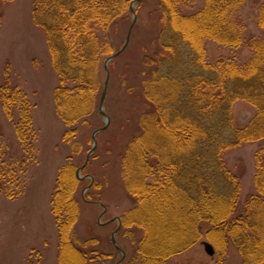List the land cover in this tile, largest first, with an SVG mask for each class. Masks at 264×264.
Returning a JSON list of instances; mask_svg holds the SVG:
<instances>
[{"label": "trees", "instance_id": "16d2710c", "mask_svg": "<svg viewBox=\"0 0 264 264\" xmlns=\"http://www.w3.org/2000/svg\"><path fill=\"white\" fill-rule=\"evenodd\" d=\"M195 1L158 0L159 50L142 81L147 107L121 154V176L135 203L119 217L120 226L135 243L130 264H169L203 236L216 249L213 264H226L222 256L228 244L236 248L241 264H264V145L254 155V192L242 203L238 176L223 158L231 147L264 140V0L256 20L263 33L247 37L238 15L246 0H203L192 14L180 11ZM128 3L34 0L32 19L45 32L57 76L53 100L67 126L65 141L96 108L100 59L113 50L106 33L127 12ZM207 39L233 49L247 47L251 56L244 63L234 58L207 63ZM0 100L8 118L17 111L15 133L29 143L35 131L27 95L7 79ZM237 100L255 109L242 126L233 123ZM77 149L74 142L73 152ZM75 168L67 162L59 169L50 198L58 234L56 264H97L96 254L75 245L70 236L78 213ZM14 174L0 159V194L13 196Z\"/></svg>", "mask_w": 264, "mask_h": 264}, {"label": "rangeland", "instance_id": "374dc122", "mask_svg": "<svg viewBox=\"0 0 264 264\" xmlns=\"http://www.w3.org/2000/svg\"><path fill=\"white\" fill-rule=\"evenodd\" d=\"M133 2V3H132ZM261 0H246L238 11L245 26L244 35L261 36L256 26ZM133 5L135 22L124 49L107 63V87L103 101L108 116L107 126L96 133V146L85 166L79 171L76 190L77 220L70 236L73 243L85 247L97 264H130L136 256L132 234L118 227L116 220L135 203L124 186L121 154L131 136L139 130L140 114L146 109L142 97V81L152 66L149 59L158 52V0H129L127 12L118 19L106 36L117 51L124 43L132 22L129 9ZM34 0H0V87L8 79L11 86L24 92L31 103V117L35 137L22 143L15 133L13 118L7 117L0 100V159L5 169H13L11 193L0 194V264H56L58 234L51 213L50 198L59 169L72 162L76 170L89 152L92 132L105 120L98 104L106 78L103 55L98 66L100 92L95 110L79 120L63 139L67 126L57 116L53 89L57 76L51 65L43 28L32 19ZM203 6V0L181 5L180 11L192 14ZM99 35H103L99 31ZM205 59L213 64L220 58H234L246 62L251 52L247 47L233 49L207 39L203 43ZM255 114L249 103L237 100L232 105L233 123L242 126ZM78 149L73 152V143ZM263 141L245 142L223 152V158L240 182V203L254 192L255 152ZM90 193V197H87ZM103 207L105 212H103ZM207 225L203 229H206ZM117 229V230H116ZM116 249L111 240L113 231ZM203 236L192 247L172 256L169 264H213L217 258L204 251ZM212 245V244H211ZM226 264H241V256L228 244L222 256Z\"/></svg>", "mask_w": 264, "mask_h": 264}, {"label": "water", "instance_id": "95a60500", "mask_svg": "<svg viewBox=\"0 0 264 264\" xmlns=\"http://www.w3.org/2000/svg\"><path fill=\"white\" fill-rule=\"evenodd\" d=\"M135 1H139V0H135ZM129 9H130V11L132 13V22H131L130 27H129L128 31H127V34H126L124 43L121 46V48H119L117 51H115V52L111 53L110 55H108L105 58V61H104V69H105L106 78H105V81L103 83L102 92L100 94L99 104H98V110H99V113L101 115H103L104 120H105V124L103 126L97 128V129H95L92 132V135H91L92 145H91V148H90L89 152L86 155V158H85L84 163L80 167H78L77 170H76L77 177H80L79 176V171L85 166V164L87 162V159H88L90 153L94 150V148L96 146V133L99 132L100 130L104 129L107 126V124H108V116L104 112V109H103V101H104V98H105V92H106V87H107V78H108L107 63L109 62V60H111L112 58H114L115 56H117L124 49V47L126 46L128 40H129L131 28H132V26H133V24L135 22V11H134V8H133V5L132 4H130ZM104 212H105V208L103 207V212L102 213H104ZM113 220H116L118 222V227L117 228H119V226H120V218L117 217V216H115V217L111 218L109 221H113ZM116 230H114L113 233L111 234V240H112L113 244L115 245L116 249H119L121 251V249L119 248V246L116 244V241H115V238H114V233L116 232ZM202 244H203V247H204V251L208 255H213L214 249H213L212 245L209 242H207V241H203Z\"/></svg>", "mask_w": 264, "mask_h": 264}]
</instances>
